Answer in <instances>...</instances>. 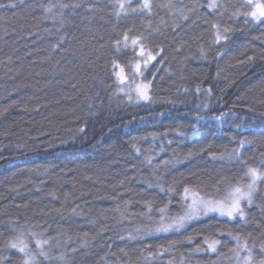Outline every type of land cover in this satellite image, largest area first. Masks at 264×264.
I'll list each match as a JSON object with an SVG mask.
<instances>
[{
	"label": "trees",
	"instance_id": "16d2710c",
	"mask_svg": "<svg viewBox=\"0 0 264 264\" xmlns=\"http://www.w3.org/2000/svg\"><path fill=\"white\" fill-rule=\"evenodd\" d=\"M141 3L0 0V264L21 239L30 264H243L237 235L264 259V180L243 220L157 231L185 187L223 199L264 171V22L245 15L264 0Z\"/></svg>",
	"mask_w": 264,
	"mask_h": 264
},
{
	"label": "snow or ice",
	"instance_id": "6c2138e0",
	"mask_svg": "<svg viewBox=\"0 0 264 264\" xmlns=\"http://www.w3.org/2000/svg\"><path fill=\"white\" fill-rule=\"evenodd\" d=\"M132 3V0H118V9L116 12V15L119 16L121 12H126L127 7L130 6ZM247 3L249 6H252L253 0H247ZM65 7H67L65 5ZM141 10H151V3L150 0H142V3L139 5ZM209 8L214 9L217 7L216 0H210V3L208 5ZM133 11H136L137 9H132ZM239 14V13H237ZM247 16H251V18L255 21L264 22V3H256L254 5V9L249 12L245 13ZM214 28H217V25H213ZM225 32L228 31V29L224 30ZM221 37L218 35L217 40H219ZM140 41V38L133 39L131 41L132 45H137ZM123 45L124 47H127L128 45V36L125 34L123 37V40H117L115 41V46L117 50H119L120 46ZM139 55L141 57H146V59L143 62L144 68H147L148 63L155 60L156 56H154L151 52L146 51L143 44H140V52ZM114 67H119V65H115ZM136 71L138 73H141V64L138 61L136 63ZM118 79L121 81V83L126 79L124 76V69L121 68L119 72L116 73ZM150 83H142L137 86L136 88V94L139 99L141 100H149V88ZM129 99H131V96H129ZM83 131V129H81ZM243 143V142H242ZM247 177H249V182L245 186H234L228 194L223 199H204L200 194L194 190H192L189 187H185L184 189V201L187 203L189 197H191L192 202L188 204L187 210L184 212V215L173 218V221L171 224L167 225H161V227L157 228V231H169L173 227L176 229H179L183 226V224L187 221L192 219L195 216H198L200 214L207 215L208 213H218L221 216H227L229 218H235L236 216H239L242 220L245 218V212L244 208L242 207V202L247 201L248 204H251L253 202V193L256 191V185L258 181L264 180V171H260L257 168H248L247 172L245 173ZM161 212H164V209H161ZM237 240V248L233 249L235 252V255L238 260L242 259L243 264H252V249L247 247V244L241 245L240 243V237L237 235L234 237ZM43 243H47V241H36V246L40 248ZM205 243L208 246V250L215 252L217 251V245L220 243L218 239H212V240H205ZM10 248L18 249V251L23 254L24 261L23 264H30V262L35 260V257L30 256L26 249L28 248V244L23 240H19L18 242H12L9 244ZM244 251L247 253V255L240 257V252ZM260 251L264 253V245H261ZM43 254V253H42ZM260 264H264V259H261Z\"/></svg>",
	"mask_w": 264,
	"mask_h": 264
},
{
	"label": "rangeland",
	"instance_id": "374dc122",
	"mask_svg": "<svg viewBox=\"0 0 264 264\" xmlns=\"http://www.w3.org/2000/svg\"><path fill=\"white\" fill-rule=\"evenodd\" d=\"M255 4H256V3H255ZM134 93L136 94V91H135V90H134ZM191 202H192L191 197H189L187 203H185V201H184V204L186 205V208H185L184 212L187 210L188 204H190ZM183 215H184V213H183ZM207 215H216V216H218V217H220V218H226V219H229V220H233V219H234V218H229V217H227V216H221V215H219L218 213H208ZM202 216H205V215H204V214H200V215H198V216L193 217V218L190 219V220H187V221L183 224V226L180 227L179 229L183 228V227L186 225V223H188V222H190V221H192V220H194V219H196V218H198V217H202ZM171 223H172V221L169 222L168 224H171ZM164 225H167V224H164ZM179 229H176L175 227H173V228L170 229L169 231H172V230H179ZM163 232H165V231H163Z\"/></svg>",
	"mask_w": 264,
	"mask_h": 264
}]
</instances>
